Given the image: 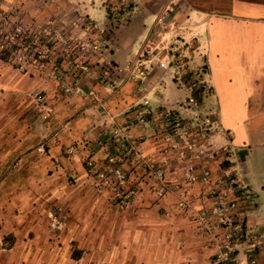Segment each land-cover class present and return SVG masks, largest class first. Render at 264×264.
<instances>
[{
	"label": "crops",
	"instance_id": "1",
	"mask_svg": "<svg viewBox=\"0 0 264 264\" xmlns=\"http://www.w3.org/2000/svg\"><path fill=\"white\" fill-rule=\"evenodd\" d=\"M137 1L131 27L87 62L60 60L61 81L0 60V264H264V246L257 259L250 254L255 222L264 236V0ZM179 56L186 72L200 69L195 86L211 92L203 107L214 109L231 147L233 164L222 173L246 195H235L233 212V221L247 220L245 245H227L209 184L181 190L187 208L154 194L138 197L134 212L119 211L87 170L89 158L111 157L99 146L130 128L133 109L179 110L192 101L195 89L171 64ZM111 62L142 66L113 90ZM117 104L123 117L108 110ZM233 229L237 236L239 223Z\"/></svg>",
	"mask_w": 264,
	"mask_h": 264
},
{
	"label": "rangeland",
	"instance_id": "2",
	"mask_svg": "<svg viewBox=\"0 0 264 264\" xmlns=\"http://www.w3.org/2000/svg\"><path fill=\"white\" fill-rule=\"evenodd\" d=\"M49 1H51V7H49L48 12L35 10L36 12H43L42 14L46 12L45 19L40 21L53 18L64 3L62 8L65 11H69L71 6H77L79 19H82L84 24L90 22L91 25L89 28L83 26L77 30L72 29L71 32L74 33L76 40L93 43L95 50L105 46L103 43L107 37H113L118 33L117 31L131 27V20L138 7L137 0ZM31 2L35 5L34 0H0V7L3 12H6L10 5L23 9V6H28ZM89 5L94 7L95 13L93 15L88 13ZM129 31L134 33V30L129 29ZM151 36L147 46L149 51H152L155 43L152 40L155 37ZM90 48L92 47L90 46ZM149 56L151 57V54ZM187 59L189 62V55ZM0 60L8 63L4 58H0ZM171 60V64L178 65V71L182 72L179 75L181 84L192 86L195 89L192 101L187 102L179 110L165 108L151 110L148 105H146L148 107L146 110L140 111L139 107L133 109L131 111L133 113H129L134 116L132 117V124L129 125L130 128L118 134L116 139L99 146L112 151L111 157L99 158V164L92 158L87 161L86 167L92 176L93 186L97 193L102 194L105 189L110 193L109 197L112 199V206L115 210L134 212L137 207L134 203L138 197L147 198L154 194L160 198L170 197L179 205L181 202H185L186 206L181 207L180 205V207L187 208L189 204L182 196L181 190L189 187L199 190L209 184L212 187L210 190L212 193L209 191L210 196L215 198V207L222 217L221 228L227 229L226 233L229 236L227 245L232 243L245 245L246 242L243 241H246L247 236L246 233L244 234V231H247L245 229L248 228L247 220L241 217L239 222L233 221V212L237 210L239 202L235 195L239 193L243 199L246 195L242 188L237 187L238 184L233 181L231 173L227 175L222 173L233 164L230 161L231 147L215 127L214 109L209 105H206L207 110L203 107L205 98L211 95V92L209 89H205L203 84L198 87L195 86L200 80V69L194 67L192 72H186L185 63L187 62L183 61L181 56L179 58L173 57ZM55 63H59L58 66L61 67L58 61L52 62L50 67H53ZM141 66L142 63L131 67H121V65H113L111 62L108 67L111 69V77L114 80L111 85L113 90H119L125 78L127 79L135 71H140ZM147 69L149 68L147 67ZM107 83L108 80L103 82L104 85ZM112 109L118 116L123 117L125 114H120L119 104L111 106L108 110ZM117 125L118 128L121 125L125 126L123 122H119ZM95 166L97 167L94 170ZM159 172L162 173L161 176ZM213 175H219L215 182H211ZM71 180L74 179L71 178ZM204 189L206 190V188ZM141 208L147 209L149 206L144 205ZM131 216L130 213L129 219ZM238 223L240 233L236 236L233 234L235 233L233 227ZM255 226V234L251 238V242L255 244V247L250 248L251 259H257L261 251L259 246H264V236L260 223L255 222ZM243 250L247 251L246 249ZM228 252L229 256L225 254L223 257L225 263L231 260L232 251ZM217 260H221L220 255Z\"/></svg>",
	"mask_w": 264,
	"mask_h": 264
},
{
	"label": "built area",
	"instance_id": "3",
	"mask_svg": "<svg viewBox=\"0 0 264 264\" xmlns=\"http://www.w3.org/2000/svg\"><path fill=\"white\" fill-rule=\"evenodd\" d=\"M34 2L35 5L31 2L23 9L10 5L6 12L0 7V58L18 71H36L61 81L64 78L63 67H59V63L50 67L52 62L65 60L71 64L73 61H86L95 50L94 44L76 40L71 30L83 26L89 28L91 23L87 21L89 23L84 24L79 19L77 6H71L69 11L59 6L53 18L40 21L32 12L36 9L48 11L51 1ZM37 99L40 106L46 105L43 95H38ZM44 118L48 119L49 115L46 114ZM180 205L186 206L185 202Z\"/></svg>",
	"mask_w": 264,
	"mask_h": 264
}]
</instances>
